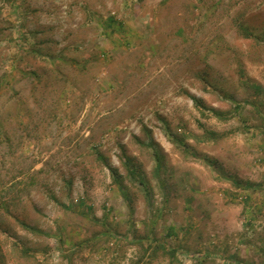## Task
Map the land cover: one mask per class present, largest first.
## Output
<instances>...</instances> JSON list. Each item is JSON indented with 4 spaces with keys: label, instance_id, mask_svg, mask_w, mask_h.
I'll return each mask as SVG.
<instances>
[{
    "label": "rangeland",
    "instance_id": "374dc122",
    "mask_svg": "<svg viewBox=\"0 0 264 264\" xmlns=\"http://www.w3.org/2000/svg\"><path fill=\"white\" fill-rule=\"evenodd\" d=\"M0 132V264H264V0H0Z\"/></svg>",
    "mask_w": 264,
    "mask_h": 264
},
{
    "label": "trees",
    "instance_id": "16d2710c",
    "mask_svg": "<svg viewBox=\"0 0 264 264\" xmlns=\"http://www.w3.org/2000/svg\"><path fill=\"white\" fill-rule=\"evenodd\" d=\"M242 29H243L244 33H247V30H246L245 27H242ZM192 99H193L195 105H196L197 107H199L200 109H207L210 113H212V115L218 117L219 119H222V120L226 119V116L224 115V113H222V112H220V111H217V110H215V109H213V108H208V107L203 103V101H202L201 99H198V98L193 97V96H192ZM239 105H240L239 103L236 104V108H237V109H238V106H239ZM1 136H2V137H1ZM0 137L2 138V141H6V140H7V137H5L3 134H1V132H0ZM4 137H5V138H4ZM8 139H9V138H8ZM6 142H7V141H6ZM149 145L152 147V146H153V143H149ZM153 151H154L155 159H156V161H157V167H158V169H160L161 167H163V163H162V161H161L160 155H159L157 149H153ZM94 152L97 154V156H98V158H99L100 160H102L106 165H108L107 162H106V159H105L104 156L100 153V151L95 150ZM123 163H124L125 168L127 169L129 175H131V176H133V177L138 176V174L136 173L137 170H138V168L134 165V163H133V161H132V159H131L130 157L125 156V160H124ZM108 167H109V169H110V171H111V174H112V176H113L115 182L119 185V187H120L121 189H124V187H123V183H122V180H121V176L118 174L117 169L112 168V167L109 166V165H108ZM139 179H140V180H139L140 183H144L142 177L139 176ZM233 184H234L235 186L239 187V188H242V189H251V188L253 187V185H252L251 183L242 182V181H240V180H235V179L233 180ZM50 197H51V199H53L54 201H56V202L62 204V203L56 198L55 195L51 194ZM4 201H6V200H4ZM3 208H4V211L10 216V215H11V211H10L11 206H10V203H9V202H3ZM19 223L22 225L23 228H25V229L28 230V231L36 232V233H37V232H41V231L38 230L37 228H35V227L31 226L30 224L26 223L25 221H20ZM194 256L196 257L197 255H194Z\"/></svg>",
    "mask_w": 264,
    "mask_h": 264
}]
</instances>
